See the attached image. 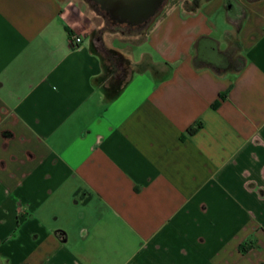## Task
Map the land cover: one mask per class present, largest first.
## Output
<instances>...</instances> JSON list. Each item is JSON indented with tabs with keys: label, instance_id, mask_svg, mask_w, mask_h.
I'll return each instance as SVG.
<instances>
[{
	"label": "crops",
	"instance_id": "0c3cea01",
	"mask_svg": "<svg viewBox=\"0 0 264 264\" xmlns=\"http://www.w3.org/2000/svg\"><path fill=\"white\" fill-rule=\"evenodd\" d=\"M193 1L164 0L107 100L89 9L0 0V264H264V0Z\"/></svg>",
	"mask_w": 264,
	"mask_h": 264
},
{
	"label": "trees",
	"instance_id": "16d2710c",
	"mask_svg": "<svg viewBox=\"0 0 264 264\" xmlns=\"http://www.w3.org/2000/svg\"><path fill=\"white\" fill-rule=\"evenodd\" d=\"M92 6L94 11L96 12V14L101 18L102 20V26L100 27V31L99 32H104V31H122V32H134V31H143L146 26L148 25L149 21H146L142 24L136 25V26H130V25H126V24H118L116 22H113L109 16L103 11L101 10L98 5H96L94 2L89 1ZM198 0H195L192 2L191 5H186L187 7V11H192L196 4H197ZM101 37V36H100ZM238 49V44L236 42L231 43V45L227 48V50H225V52H222L221 55H219V59L216 61H211L209 64L212 65L215 69V72L218 75H221L222 72L224 70H231L233 73H238L245 65V60L244 57H242L241 55H235V52ZM105 51V50H104ZM109 55L108 58L110 59V64L113 67V70L110 69L109 70V78H108V83H109V87L111 86L113 88V90L111 92H109V89L105 88V97L107 98V100H111L113 99L118 92L120 91L122 84H123V78H117L115 75H119V73H123V68L121 66V59L118 57V53L114 54V51L111 52L109 50L106 51ZM106 58V57H105ZM193 64L195 67H199L201 65V59L196 55L194 57L193 60ZM220 67H225L220 69ZM120 69V71L118 72V70ZM123 75V74H122ZM124 77V75L122 76ZM118 83V84H117ZM115 84V85H113ZM227 92H222L219 94L218 98L211 104L212 108H216L220 101L225 99L227 97ZM200 127V122L189 127L187 129V132L189 133H193L195 132L198 128ZM241 250H244V247L241 246Z\"/></svg>",
	"mask_w": 264,
	"mask_h": 264
},
{
	"label": "rangeland",
	"instance_id": "374dc122",
	"mask_svg": "<svg viewBox=\"0 0 264 264\" xmlns=\"http://www.w3.org/2000/svg\"><path fill=\"white\" fill-rule=\"evenodd\" d=\"M77 2L83 4L84 7H86V9H89L88 14L91 18V30H90V36L91 38H95L98 33H100L102 35V37L104 38L105 42L111 46V50L114 51V54L118 55V57L121 59V65H124V59L125 58H132L131 61H133L136 58V56H138V47L139 44H141V42L143 41V34L142 31H134V32H122L119 30L116 31H104V32H99L100 31V27L102 26V20L101 18L96 14V12L93 9L92 4L89 2V0H76ZM121 48L122 50V54L119 52L115 51V48ZM143 64L137 65L134 63V67L135 68H139L142 67ZM107 74V72H105V75ZM124 75V71L122 73ZM105 77L103 75V77H101V83L104 84L105 86L103 87L104 89H109V92H111L114 88L110 86L109 87V83H108V79L105 80ZM118 84V83H117ZM115 85V84H113Z\"/></svg>",
	"mask_w": 264,
	"mask_h": 264
},
{
	"label": "water",
	"instance_id": "95a60500",
	"mask_svg": "<svg viewBox=\"0 0 264 264\" xmlns=\"http://www.w3.org/2000/svg\"><path fill=\"white\" fill-rule=\"evenodd\" d=\"M118 24L136 26L150 20L164 0H89ZM205 48L201 46L200 51ZM211 48L215 49L213 45Z\"/></svg>",
	"mask_w": 264,
	"mask_h": 264
},
{
	"label": "built area",
	"instance_id": "2783aa9c",
	"mask_svg": "<svg viewBox=\"0 0 264 264\" xmlns=\"http://www.w3.org/2000/svg\"><path fill=\"white\" fill-rule=\"evenodd\" d=\"M264 29V28H263ZM69 41L72 45H78L81 42V37L75 34H69Z\"/></svg>",
	"mask_w": 264,
	"mask_h": 264
}]
</instances>
